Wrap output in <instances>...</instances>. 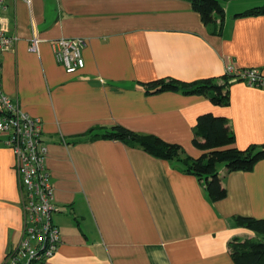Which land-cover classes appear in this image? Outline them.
I'll return each mask as SVG.
<instances>
[{
    "label": "crops",
    "instance_id": "0c3cea01",
    "mask_svg": "<svg viewBox=\"0 0 264 264\" xmlns=\"http://www.w3.org/2000/svg\"><path fill=\"white\" fill-rule=\"evenodd\" d=\"M263 3L223 0L218 33L187 0H6L0 28L15 41L0 53L1 90L42 121L61 234L43 264H233L229 242L258 238L232 219L264 218V160L250 172L219 165L226 197L212 202L179 163L88 132L120 126L197 158L196 119L212 113L227 119L237 148L264 145L262 89L230 81L229 105L217 107L201 95H147L141 86L158 79L221 84L227 68L264 76V14L234 17ZM60 38L85 41L84 65L72 74L54 58L51 43ZM21 230L15 159L0 139V264Z\"/></svg>",
    "mask_w": 264,
    "mask_h": 264
},
{
    "label": "trees",
    "instance_id": "16d2710c",
    "mask_svg": "<svg viewBox=\"0 0 264 264\" xmlns=\"http://www.w3.org/2000/svg\"><path fill=\"white\" fill-rule=\"evenodd\" d=\"M191 9L199 16L205 26L218 24L219 33L224 23V11L219 0H187ZM264 14V3L250 8L234 17ZM219 84L212 78L196 82H183L175 79H158L141 84L147 95L168 91H180L185 95H201L217 107L229 105L227 86L229 77H222ZM100 130V128L98 129ZM91 130V139L118 140L131 148H139L147 154L164 161L179 163L182 172L196 177L203 185L207 197L218 202L226 197V190L221 184L218 166L224 165L226 173L250 172L254 166L264 160V145L250 146L241 150L235 146L234 136L224 116L203 113L196 119L193 128L192 145L201 152L197 158L185 156L177 144L164 142L152 135H140L120 126L100 130ZM232 222L235 227L247 229L256 235L254 239H233L228 244L229 256L233 264H264V218L236 216Z\"/></svg>",
    "mask_w": 264,
    "mask_h": 264
},
{
    "label": "built area",
    "instance_id": "2783aa9c",
    "mask_svg": "<svg viewBox=\"0 0 264 264\" xmlns=\"http://www.w3.org/2000/svg\"><path fill=\"white\" fill-rule=\"evenodd\" d=\"M29 3V0H22ZM6 9V0H0V15ZM15 39L5 35L0 28V53L13 45ZM32 39L30 51H35ZM54 58L67 74L84 65L81 50L83 39L60 38L51 43ZM1 72V64H0ZM229 81H243L249 87L264 90V76L256 69L233 72L227 68ZM42 121L23 113L18 105L6 96L0 84V139L15 159L22 230L20 239L9 250L1 264H43L57 252L61 234L53 223L54 189L46 167L48 148L42 137Z\"/></svg>",
    "mask_w": 264,
    "mask_h": 264
},
{
    "label": "rangeland",
    "instance_id": "374dc122",
    "mask_svg": "<svg viewBox=\"0 0 264 264\" xmlns=\"http://www.w3.org/2000/svg\"><path fill=\"white\" fill-rule=\"evenodd\" d=\"M219 2H220V3H222V2H223V0H219Z\"/></svg>",
    "mask_w": 264,
    "mask_h": 264
}]
</instances>
